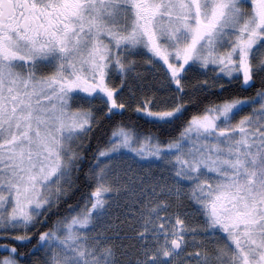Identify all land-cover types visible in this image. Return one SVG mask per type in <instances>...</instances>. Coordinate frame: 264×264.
<instances>
[{
	"label": "rangeland",
	"instance_id": "374dc122",
	"mask_svg": "<svg viewBox=\"0 0 264 264\" xmlns=\"http://www.w3.org/2000/svg\"><path fill=\"white\" fill-rule=\"evenodd\" d=\"M75 3L80 6L61 51L16 54L4 43L0 46V227L29 225L60 195L75 163L77 137L92 118L82 102L98 95L120 108L113 100L115 77L133 92L132 78L142 84L155 75L172 93L192 66L204 76L205 86L236 77L247 86L256 48L264 62V0ZM136 55L146 59L145 65L138 64ZM178 111L168 94L160 104L148 99L142 113L168 120ZM93 173L96 189L87 207L62 221L50 236L56 251L52 264L103 263V239L92 227L111 195L156 201L154 209L144 210L148 262L162 245L158 260L174 253L169 264H241L243 240L218 236L212 209L216 200L243 197V208L251 210L254 222L252 199L264 200V91L255 99L224 102L193 117L174 141L118 129L97 154ZM198 218L203 226H193ZM177 220L186 223L179 232L185 240L199 229L196 235L210 237L212 244L219 241L220 249L213 253L197 243V250L188 254L187 241L176 255L171 244L178 241ZM252 230L249 241L258 244ZM0 264L17 263L5 258Z\"/></svg>",
	"mask_w": 264,
	"mask_h": 264
},
{
	"label": "trees",
	"instance_id": "16d2710c",
	"mask_svg": "<svg viewBox=\"0 0 264 264\" xmlns=\"http://www.w3.org/2000/svg\"><path fill=\"white\" fill-rule=\"evenodd\" d=\"M138 64L145 65L146 59L136 55ZM252 82L245 86L240 77L220 84L204 85V76L192 66L186 68L180 79V89L169 93L157 76H151L150 82L137 84L134 78L130 81L132 91H128L120 79L115 77V93L113 100L118 109L105 103L101 96L83 101L84 109L92 112V118L87 129L77 138L75 163L68 174L67 182L62 186V192L56 199L41 211L32 223L26 226L5 225L0 227V263L5 258L13 259L17 264H52L56 254L55 244L50 240L52 232L57 226L87 207L89 197L96 189V178L93 173V164L97 154L108 147L114 133L118 129L134 132L139 137H155L160 142L174 141L184 131L190 120L195 116L204 114L224 102L236 99H255L264 91V62L260 60L258 48L250 58ZM48 73V69L45 68ZM160 83V85H159ZM121 84V85H120ZM170 95V101L176 102L178 113L168 120H158L144 115L143 109L147 100L162 103V99ZM74 107L78 102L74 101ZM153 105V103H152ZM159 106V105H157ZM107 198L105 208L101 211L96 223H93L94 235L103 239V263L98 264H169L166 260H158V255L164 250L160 245L159 252L148 262V250L143 246L147 233L146 218L148 212L156 207V201L151 199H130V196L118 198L111 195ZM152 204V205H149ZM179 206V201H177ZM192 208V207H191ZM193 226L204 222L200 218ZM194 230L192 240L189 242V252L193 253L198 247L213 248L210 237L196 235ZM187 249V252H188ZM150 254L153 252L150 250ZM153 256V255H152ZM151 256V257H152ZM186 259V258H185ZM184 259V260H185ZM184 264H188L184 262Z\"/></svg>",
	"mask_w": 264,
	"mask_h": 264
},
{
	"label": "flooded vegetation",
	"instance_id": "af4514ba",
	"mask_svg": "<svg viewBox=\"0 0 264 264\" xmlns=\"http://www.w3.org/2000/svg\"><path fill=\"white\" fill-rule=\"evenodd\" d=\"M79 6L75 0H0V46L4 43L16 54L38 51L42 56H51L61 51L63 41L69 32H72V24ZM15 44L20 47H16ZM234 200L229 202L227 198L216 200L217 207L212 209L215 231H218V236H240L239 238L243 240L239 253L241 264H245V259L249 260V264H264V200L259 198L262 202L257 201L254 197L251 202L255 208L256 225L249 219L251 210L243 208L245 199L242 197V201ZM185 224L179 220L176 222V226L179 227L178 241L171 244L176 255L182 254L179 247L187 242L185 236L179 233ZM258 225L263 227L257 229ZM252 227L258 244L249 241V231L254 232ZM232 243L235 245L233 239ZM186 244L187 250L190 244L189 242ZM213 245L216 250L221 247V243L216 240ZM189 251L188 249V254ZM173 254L166 253L164 260L169 262L171 257L175 256ZM153 261L157 259L153 258Z\"/></svg>",
	"mask_w": 264,
	"mask_h": 264
}]
</instances>
